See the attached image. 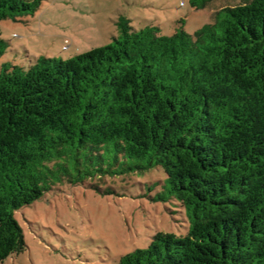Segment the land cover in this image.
<instances>
[{"label": "trees", "instance_id": "trees-1", "mask_svg": "<svg viewBox=\"0 0 264 264\" xmlns=\"http://www.w3.org/2000/svg\"><path fill=\"white\" fill-rule=\"evenodd\" d=\"M40 5L0 0V20ZM117 28L68 59L0 66V262L27 246L17 210L63 179L161 166L153 199L177 200L189 229L158 231L118 264H264V0L225 6L194 33L125 16ZM8 48L0 28V58Z\"/></svg>", "mask_w": 264, "mask_h": 264}, {"label": "rangeland", "instance_id": "rangeland-1", "mask_svg": "<svg viewBox=\"0 0 264 264\" xmlns=\"http://www.w3.org/2000/svg\"><path fill=\"white\" fill-rule=\"evenodd\" d=\"M243 1L212 0L195 9L190 0H41L33 14L0 20L9 42L0 66L28 68L42 55L68 59L106 45L118 34L121 16L137 29L158 26L161 34L172 35L183 25L194 33L219 9ZM166 178L158 166L80 184L63 179L17 210L27 246L0 264H118L122 255L148 247L158 231L186 234L190 224L182 205L153 199Z\"/></svg>", "mask_w": 264, "mask_h": 264}]
</instances>
